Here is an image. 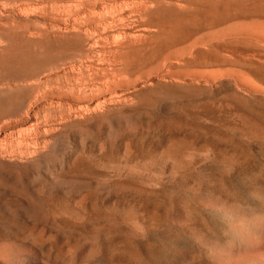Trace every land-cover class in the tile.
Segmentation results:
<instances>
[{
    "label": "rangeland",
    "instance_id": "rangeland-1",
    "mask_svg": "<svg viewBox=\"0 0 264 264\" xmlns=\"http://www.w3.org/2000/svg\"><path fill=\"white\" fill-rule=\"evenodd\" d=\"M210 191L264 212V0H0V264H212Z\"/></svg>",
    "mask_w": 264,
    "mask_h": 264
},
{
    "label": "bare ground",
    "instance_id": "bare-ground-1",
    "mask_svg": "<svg viewBox=\"0 0 264 264\" xmlns=\"http://www.w3.org/2000/svg\"><path fill=\"white\" fill-rule=\"evenodd\" d=\"M204 199L208 210L222 218L223 233L218 238L200 225L183 220L191 238L201 249L196 260L205 259L212 264H264V212L214 191L208 192Z\"/></svg>",
    "mask_w": 264,
    "mask_h": 264
}]
</instances>
